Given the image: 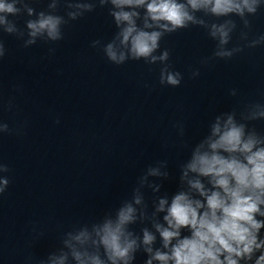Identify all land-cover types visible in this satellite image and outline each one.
I'll list each match as a JSON object with an SVG mask.
<instances>
[{
    "label": "clouds",
    "instance_id": "obj_1",
    "mask_svg": "<svg viewBox=\"0 0 264 264\" xmlns=\"http://www.w3.org/2000/svg\"><path fill=\"white\" fill-rule=\"evenodd\" d=\"M40 2L0 0V67L11 55L9 37L23 49L46 45L51 57L66 29L97 9L107 11L116 30L90 47L116 67L129 61H142L149 70L158 66L161 87L178 88L184 80L170 50L161 47L181 30L202 29L214 42L199 61L202 67L264 48V32L253 25L264 0H45L38 7ZM199 76L200 68L190 70V78ZM21 91L13 86V93ZM228 94L236 97L238 90ZM17 110L16 95H5L0 86V139L25 134L26 121L11 125L3 115ZM257 122H264V99L215 114L194 143L185 138L184 122L175 121L176 143L188 153L177 164L176 191H162L172 173L167 159L156 160L118 204L59 226L57 246L42 257L28 253L23 264H136L138 254L143 264H264V129ZM11 171L0 158V197L12 183ZM29 231L33 238L44 235L34 222Z\"/></svg>",
    "mask_w": 264,
    "mask_h": 264
}]
</instances>
